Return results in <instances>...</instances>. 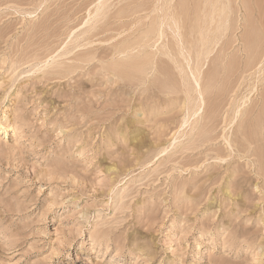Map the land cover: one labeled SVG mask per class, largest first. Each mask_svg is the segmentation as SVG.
<instances>
[{
    "label": "rangeland",
    "instance_id": "1",
    "mask_svg": "<svg viewBox=\"0 0 264 264\" xmlns=\"http://www.w3.org/2000/svg\"><path fill=\"white\" fill-rule=\"evenodd\" d=\"M0 264H264V0H0Z\"/></svg>",
    "mask_w": 264,
    "mask_h": 264
},
{
    "label": "bare ground",
    "instance_id": "2",
    "mask_svg": "<svg viewBox=\"0 0 264 264\" xmlns=\"http://www.w3.org/2000/svg\"><path fill=\"white\" fill-rule=\"evenodd\" d=\"M197 68V67H196ZM198 69V68H197Z\"/></svg>",
    "mask_w": 264,
    "mask_h": 264
}]
</instances>
